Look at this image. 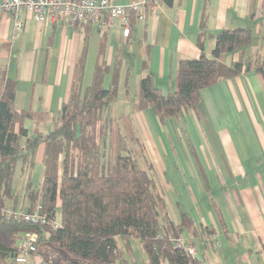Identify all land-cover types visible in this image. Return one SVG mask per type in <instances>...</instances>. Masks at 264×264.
<instances>
[{"label":"crops","instance_id":"1","mask_svg":"<svg viewBox=\"0 0 264 264\" xmlns=\"http://www.w3.org/2000/svg\"><path fill=\"white\" fill-rule=\"evenodd\" d=\"M111 1L117 5L140 3L143 6L138 17L143 14L145 19L137 20L127 38L118 22L106 29L109 65L113 67L117 57L123 58L119 98L113 107L118 118L129 119L145 146L147 161L152 165L159 190L167 199L172 220L179 222L181 210L192 216L198 235L188 232L184 235L197 248V259L207 264H264V85L261 77L251 71L222 82L203 92L197 108L159 123L151 111L135 110L139 83L147 73L143 63L148 62L156 85L165 93L176 89L179 61L201 56L198 33L204 0H175L172 6L159 0ZM19 16L24 21L21 30L14 15H0V70L5 69L8 78L17 82V109L31 115L25 122L31 137L35 136L30 130L33 114H50L56 109L58 115L67 102L86 31L84 25H73L61 17L43 24L26 12ZM263 18L264 0H212L208 29L216 34L222 29L250 28L254 34H264ZM104 28H94L92 32L87 83ZM215 46V39L207 40L204 52L208 57L212 56ZM238 58L236 53L224 56L222 61L230 65ZM128 78L129 88L126 87ZM111 82L110 75L106 86ZM192 148L198 153L202 169L194 159ZM43 151L42 145L35 156V164L40 162L39 171L41 166L43 169ZM18 170V178L23 175L26 182L28 173H23L22 163ZM35 172L36 166L32 178ZM180 178L183 183H179ZM165 188H173L175 196H181L180 201L176 198L175 206ZM24 200L25 197L20 198V202ZM218 210L224 222L218 219ZM203 229H208L207 233ZM137 245L141 247L140 243Z\"/></svg>","mask_w":264,"mask_h":264},{"label":"trees","instance_id":"2","mask_svg":"<svg viewBox=\"0 0 264 264\" xmlns=\"http://www.w3.org/2000/svg\"><path fill=\"white\" fill-rule=\"evenodd\" d=\"M174 1L159 0L168 6ZM211 1L204 0L198 33L201 56L179 61L176 89L167 93L156 85L154 73L144 62L142 68L147 73L139 83L136 111H151L164 124L197 108L205 90L242 74L254 71L264 85V43L252 54V29L210 33ZM138 19L137 14H132L131 27ZM83 25L86 35L69 98L49 132L29 136L25 122L31 115L17 109V82L8 78L5 69L0 70V206L5 208L12 203L17 209L21 191L15 188V177L22 163L23 173H28L25 211L33 213L40 206L48 216V223L39 225L24 217L0 216V264H16L18 244L28 235L35 237L37 253L48 264H139L135 257L138 243L146 255L142 264H207L172 244L170 237L178 238L184 232L198 235L194 220L182 210L179 222L172 220L152 165L147 159V169L141 165V158H146L145 146L133 132L141 150L137 157L129 137L118 129L123 124L132 126L129 119L112 117L110 113L119 98L123 58L117 57L114 66L109 65L107 27L87 83L94 26H76ZM208 39L216 41L211 57L204 52ZM236 53L239 58L232 64L222 61L224 56ZM110 75L112 82L107 87L106 78ZM128 81L129 78L127 88ZM115 126L118 132L112 139ZM42 145L43 180L37 184L32 177L35 156ZM192 153L200 166L195 148ZM217 216L224 222L220 210ZM207 230L203 229V233Z\"/></svg>","mask_w":264,"mask_h":264},{"label":"built area","instance_id":"3","mask_svg":"<svg viewBox=\"0 0 264 264\" xmlns=\"http://www.w3.org/2000/svg\"><path fill=\"white\" fill-rule=\"evenodd\" d=\"M142 8L140 3L117 5L111 0H3L0 4V15H14L18 19L17 28L20 30L24 26V21L19 16L21 12H26L34 21L43 24L55 22L59 17L73 25L91 23L96 29L112 27L118 22L124 37L127 38L131 32V16L134 13L138 15ZM139 19H145V15H140ZM25 210V207L23 208L20 204L15 209L11 203L5 208L0 206V216L5 219L24 217L25 221L37 225L48 223V216L41 212L40 206L33 213H28ZM54 225H58V220ZM170 239L176 249H182L192 257H198L197 248L186 235L182 234L178 238L170 237ZM18 249L20 254L15 259L16 264L30 262L48 264L37 253L33 235L21 239Z\"/></svg>","mask_w":264,"mask_h":264},{"label":"rangeland","instance_id":"4","mask_svg":"<svg viewBox=\"0 0 264 264\" xmlns=\"http://www.w3.org/2000/svg\"><path fill=\"white\" fill-rule=\"evenodd\" d=\"M264 20V18H263ZM257 31V30H256ZM255 39H254V44H253V47H252V50L257 46H260L262 43H264V34H255ZM262 57L264 56V52L261 54ZM56 101V100H55ZM57 110L56 109H53L52 112L50 114H43L41 112L39 113H35L33 114V127L30 128L31 132L34 133V135H38L39 133L43 132V133H47L49 132L52 128H53V117H55V119L57 118L56 116L57 115ZM111 115L112 117H117V114L115 112V108L113 107L112 105V111H111ZM118 126H115V130H114V133L111 135L112 139L116 137L117 135V132H118V129H120L122 131V133L124 135H127L129 137V143L132 145L131 148L133 149V152L134 154L138 157H140L141 155V150H140V147L137 145L136 141H134V133H135V130L132 126H128L127 124H123L121 125L118 129H117ZM134 132V133H133ZM112 154L115 156V152H116V142H115V145L112 146ZM106 149V147H105ZM109 152V149L107 150V153ZM145 154V157L146 158H141L142 159V167H144L145 169H147V163H146V159H148V155H146V152H144ZM40 162H37V165H36V172H35V176L33 178V180L38 184V183H41L42 180H43V177H42V166H41V169L40 171L38 170V164ZM42 164V163H41ZM18 174H19V170L16 174V177H15V187L16 189H20L21 191V196L20 198L21 199H24V197L27 196V191H26V182H24L25 180L23 179V175L19 176L20 178H18ZM166 174V173H165ZM165 174H162L163 176H165ZM168 179L170 177V175L167 176ZM166 177V178H167ZM23 181V183H22ZM183 183V180L180 178L179 179V183ZM175 189H177L178 185L175 184L173 185ZM165 193L167 192V197L169 200H171V203L175 206L176 205V198L179 197V201H180V197L179 195L175 196L174 194V190L173 188L172 189H169V188H165ZM181 193H182V190H181ZM175 198V199H174ZM19 204L22 205V207L26 209V206H27V203H26V200H24L23 202L19 201ZM135 257H136V260L139 262V264H142V262L144 260H146V255L145 253L143 252L142 248L140 247V245H135Z\"/></svg>","mask_w":264,"mask_h":264}]
</instances>
